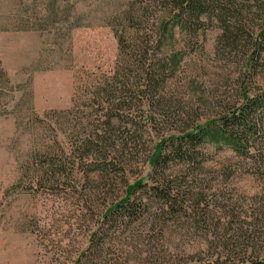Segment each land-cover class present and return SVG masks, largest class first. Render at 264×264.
<instances>
[{"label": "rangeland", "instance_id": "rangeland-1", "mask_svg": "<svg viewBox=\"0 0 264 264\" xmlns=\"http://www.w3.org/2000/svg\"><path fill=\"white\" fill-rule=\"evenodd\" d=\"M149 1L0 0V264H214L222 249H243L236 230L258 208L264 177L225 148L205 147L198 172L169 166L197 194L178 221L151 204L137 221L103 223L128 186L150 184L155 143L215 118L243 80L264 89V67L249 81L244 51L230 52L212 25L165 44L183 59L148 107L141 62H122L114 32L131 10L159 16ZM110 108L121 118L106 126ZM103 133L123 146L92 171L83 144Z\"/></svg>", "mask_w": 264, "mask_h": 264}, {"label": "trees", "instance_id": "trees-1", "mask_svg": "<svg viewBox=\"0 0 264 264\" xmlns=\"http://www.w3.org/2000/svg\"><path fill=\"white\" fill-rule=\"evenodd\" d=\"M148 6L159 8L160 15L146 16L144 10L140 13L131 10L122 18V30L114 32L122 62H141L140 68L137 67L143 75L140 93L148 107L159 102V91L183 59V53L162 52L166 43L172 48L176 34L192 38L215 25L221 30L219 42L230 52L244 51V69L249 81L256 75L258 67H264V0H150ZM239 89L236 102H221L215 106L218 109L215 118L154 144L149 158L150 184L138 180L128 186L125 196L103 213L104 225L116 223L119 218L137 221L141 211L149 210L151 204H156L170 222L192 212L193 197L197 194H191L184 176L167 174V170L177 163L198 172L206 161L203 149L207 146L215 151L230 150L245 162L244 172L264 177V89L251 90L244 80ZM113 110L110 108L106 114V126L114 118H121ZM104 134L96 135L95 140L89 138L83 144L91 147L86 157L92 155L95 158L91 163L92 171L99 169L97 161L110 164L113 154L123 146L110 142ZM136 191L140 193L138 198H134ZM248 220L238 226L234 241L243 249L233 256V250L225 252L222 249L214 264H264V247L259 246L264 244V196L258 208L248 215ZM96 236H90L91 245ZM240 240L241 244L238 243Z\"/></svg>", "mask_w": 264, "mask_h": 264}]
</instances>
